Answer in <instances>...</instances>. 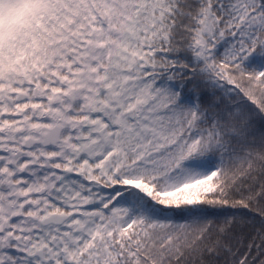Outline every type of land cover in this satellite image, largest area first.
<instances>
[{"label":"snow or ice","instance_id":"1","mask_svg":"<svg viewBox=\"0 0 264 264\" xmlns=\"http://www.w3.org/2000/svg\"><path fill=\"white\" fill-rule=\"evenodd\" d=\"M27 7L0 264H264V0Z\"/></svg>","mask_w":264,"mask_h":264},{"label":"clouds","instance_id":"2","mask_svg":"<svg viewBox=\"0 0 264 264\" xmlns=\"http://www.w3.org/2000/svg\"><path fill=\"white\" fill-rule=\"evenodd\" d=\"M28 0H10L0 7V34L6 35L7 31L23 22L29 12Z\"/></svg>","mask_w":264,"mask_h":264},{"label":"trees","instance_id":"3","mask_svg":"<svg viewBox=\"0 0 264 264\" xmlns=\"http://www.w3.org/2000/svg\"><path fill=\"white\" fill-rule=\"evenodd\" d=\"M26 21L23 20L22 23L16 25L17 31L19 28L26 27ZM16 39V36L8 37L7 35L0 34V70L4 69L6 71L8 70H14L17 68H23L22 61L19 59H11L8 58L6 61H2L1 58L3 57H10L8 55V45L13 43Z\"/></svg>","mask_w":264,"mask_h":264},{"label":"rangeland","instance_id":"4","mask_svg":"<svg viewBox=\"0 0 264 264\" xmlns=\"http://www.w3.org/2000/svg\"><path fill=\"white\" fill-rule=\"evenodd\" d=\"M16 34H17V28L16 26H13L7 31L6 35L10 38V37L16 36Z\"/></svg>","mask_w":264,"mask_h":264}]
</instances>
